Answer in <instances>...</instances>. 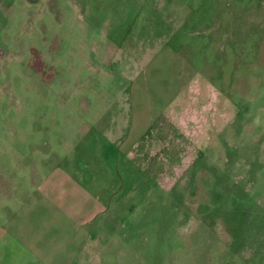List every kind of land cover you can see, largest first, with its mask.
<instances>
[{
	"label": "rangeland",
	"instance_id": "1",
	"mask_svg": "<svg viewBox=\"0 0 264 264\" xmlns=\"http://www.w3.org/2000/svg\"><path fill=\"white\" fill-rule=\"evenodd\" d=\"M0 185L14 264H264V0H0Z\"/></svg>",
	"mask_w": 264,
	"mask_h": 264
},
{
	"label": "crops",
	"instance_id": "2",
	"mask_svg": "<svg viewBox=\"0 0 264 264\" xmlns=\"http://www.w3.org/2000/svg\"><path fill=\"white\" fill-rule=\"evenodd\" d=\"M1 178L6 180L3 182V186L6 185V183L10 184V181L6 176H1ZM31 202H28L27 207L31 208ZM14 218L15 214L10 215V217L6 218V220L0 219V264L15 263V258L19 253L20 248H22V240L23 245L28 252H30L29 250H35L34 245L31 243V237L34 233L32 229L29 228L32 222L29 220V218H24V220L19 219V221H16ZM21 224H24L23 228ZM30 235L31 237L29 238L28 236ZM41 251L43 252V250ZM33 253L36 254L35 252ZM11 254L13 255L10 257Z\"/></svg>",
	"mask_w": 264,
	"mask_h": 264
}]
</instances>
